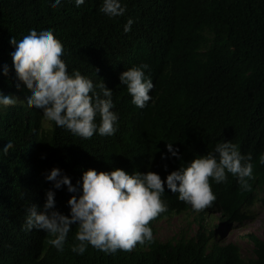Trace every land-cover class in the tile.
Masks as SVG:
<instances>
[{"label":"trees","instance_id":"trees-1","mask_svg":"<svg viewBox=\"0 0 264 264\" xmlns=\"http://www.w3.org/2000/svg\"><path fill=\"white\" fill-rule=\"evenodd\" d=\"M160 1L163 3L157 5L158 13L168 32L145 49L142 57H154V47L164 40L159 53L170 63L167 71L160 70V77L166 82L176 78L177 86L155 84L153 95L159 96L155 108L142 119L134 117L136 113L126 97L114 110L118 120L112 136H74L25 103L6 111L10 115L0 116V143L12 139L8 149L0 152V180L2 173L12 178L4 177L0 186V264H264V240L254 234L248 238L252 253L243 256L236 244H208L206 236L155 235L152 243L137 245L128 252L106 254L86 248L78 255L71 251L76 228L69 231L62 251L47 243L50 237L44 232L32 233V241L19 247L18 241H26L30 234L19 233L20 217L13 213L4 194L19 193L22 207L32 204L40 193L32 195L27 188L37 191L52 187L43 178L45 165L57 160L64 147L73 154L88 150L90 162L103 168L119 167L129 173L152 170L163 180L167 172L189 162L183 154L204 155L216 143L230 140L242 153H251L254 179L248 191L242 190L231 174L223 183H212L216 200L211 206L227 211L231 219L241 220L248 215V208L264 201L260 195L264 194V164L258 162L264 153V0ZM123 2L124 15L109 18L99 11L101 0H85L79 7L73 0H61L57 6L50 0H0V68L4 63L9 65L7 76L0 73V92L16 91L24 96L27 91L22 79L15 77L19 83L14 82L9 37L28 25H44L62 42L66 65L73 62L75 70L94 82L105 80L112 86L115 100L119 99L125 91L112 85L119 81V74L104 66L108 54L119 56L128 51L134 56L135 48L153 41L147 33L158 28V24L151 26L145 20V15L154 13L148 0ZM129 16L135 22L125 33L123 24ZM92 60H99V65L85 68ZM171 141L180 151L179 159L167 154L165 142ZM25 145L30 146L33 157L29 166L17 171L18 165L11 158ZM56 192L70 194L64 186ZM172 194L165 185L167 201ZM20 209L14 205V210ZM3 235H8L13 246H7Z\"/></svg>","mask_w":264,"mask_h":264},{"label":"clouds","instance_id":"clouds-1","mask_svg":"<svg viewBox=\"0 0 264 264\" xmlns=\"http://www.w3.org/2000/svg\"><path fill=\"white\" fill-rule=\"evenodd\" d=\"M84 2L73 0L77 7ZM50 3L57 6L61 0H50ZM159 3L163 2L148 0L154 13L145 15L151 26L158 24L155 31L146 35L153 41L135 48L137 54L134 56L128 51L119 56L114 52L108 54V62L104 66L109 67L108 71L119 74L120 81L116 79L112 85H119L125 91L117 100L112 86H108L105 80L94 82L89 75L75 70L73 62L66 65L62 59L63 44L50 27L28 25L15 36H10L13 79L17 84L19 80L15 77L22 79L27 91L24 96L16 91L0 92V116L10 115L6 111L25 103L39 109L46 121L54 122L56 127L66 129L74 136L82 139H89L94 134L112 136L117 131L118 120L114 110L121 104L122 97H126L136 113L134 117L142 119L155 108V99L159 97L153 95L155 84L177 86L174 84L176 78H169L166 82L160 77V70L167 71L170 63L168 57L159 53L164 40L154 47V57H142L145 49L151 48L168 32L158 13ZM99 11L109 18L119 17L124 15L126 4L123 0H101ZM134 22L133 17H127L123 32L128 33ZM97 65L99 60H92L85 68L94 69ZM8 72L9 65L4 63L0 73L7 76ZM11 143V137L3 139L0 152L6 151ZM165 148L169 156L180 158V151L172 141L165 142ZM32 154L29 145L16 151L11 160L18 165L17 171L29 166ZM183 156L189 162H183L167 172L162 180L152 170H133L129 173L119 167L103 168L100 163L90 162L88 150L73 154L67 147L60 149L58 159H51L43 173V178L50 181L52 187L46 189L43 186L36 192L27 188L32 195L40 193L32 204L22 207L19 193L4 194L13 213L20 217L19 233L30 234L26 241H18L19 247L32 241V233L44 232L50 237L47 243L62 251L69 231L76 228L71 251L78 255L83 254L86 248L87 251L99 250L106 254H114L118 250L128 252L137 245L152 243L154 235L157 233L158 236V231L167 227L171 219L179 214L190 218L180 231L167 238L206 236L208 244L234 243L238 246L237 242L227 240V237L235 224L243 226L240 224L243 219L252 218L254 214L248 208V215L235 220L229 217L227 211L213 208L211 205L216 200V194L211 185L225 182L231 174L242 190H250V181L254 179L251 153H242L236 143L224 139L204 155ZM161 157L165 158V153H161ZM258 162L264 164V153L259 155ZM1 176L0 186L4 177L8 179L10 175L2 173ZM9 184L13 186L12 181ZM165 185L173 193L168 201L163 195ZM61 186L70 194H58L56 191ZM14 205L21 209L14 210ZM3 236L7 246H13L8 235Z\"/></svg>","mask_w":264,"mask_h":264},{"label":"rangeland","instance_id":"rangeland-1","mask_svg":"<svg viewBox=\"0 0 264 264\" xmlns=\"http://www.w3.org/2000/svg\"><path fill=\"white\" fill-rule=\"evenodd\" d=\"M260 195L264 197V194ZM249 210L252 211L251 214H254L252 218L243 219V223H240L243 224L241 227H238L239 224H235V227L227 237V240H233L238 243L239 252L242 256L252 253V244L248 239L250 237L249 232H252L254 235L264 240V201L257 202ZM189 218L190 217L184 214L175 215L168 226L165 222L167 227L161 228L158 231V237L167 238L171 234L180 231V228L186 225ZM155 236L157 237V233Z\"/></svg>","mask_w":264,"mask_h":264}]
</instances>
